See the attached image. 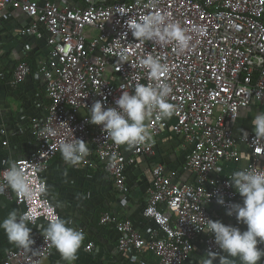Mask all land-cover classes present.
I'll return each mask as SVG.
<instances>
[{"label": "built area", "instance_id": "2783aa9c", "mask_svg": "<svg viewBox=\"0 0 264 264\" xmlns=\"http://www.w3.org/2000/svg\"><path fill=\"white\" fill-rule=\"evenodd\" d=\"M146 2L0 0V23L9 21L11 10L20 11L26 20L15 34L44 40L46 47L44 51L30 48L38 59L34 71L26 60L11 64V71L3 69L0 61V83L8 79L18 88L30 80L37 108L23 123V132L33 142L29 154L9 160L22 165L37 185L45 180L49 187L44 173L61 156L59 142L80 138L90 147L82 162L93 166L95 155L126 197L131 169L141 158H155L157 138L167 133L187 153L177 168L163 160L150 166L143 208L150 224L140 230L131 218L109 210L101 213L99 224L114 231L118 252L131 264H147L145 255L158 264H200L208 250L220 249L213 234L197 225L212 218L242 230L247 227L228 215L231 203L243 202L229 185V175L249 167L264 170V140L256 138L254 129L235 131L243 108L264 109V63H258L264 59V0H155L152 8H145ZM155 11L167 13L170 20L188 29V49L178 51L175 42L153 41L136 47L125 21ZM122 50L128 51L129 61L119 64L116 53ZM149 53L165 57L169 71L161 79L171 87L169 101L177 110L170 119L148 122L154 142L129 150L107 139L102 125L90 123L89 108L97 100L105 108L114 107L121 87L134 91L137 83L147 84L148 69L140 60ZM46 127L57 134L43 138ZM10 143L7 130L0 128L1 146L7 149ZM0 196L15 201L20 212L32 210L37 215L36 223L30 225L33 250L11 249L4 264H41L55 249L45 241L43 226L50 215L61 216L52 207V196L36 193L25 201L4 185H0ZM220 196L224 204L218 203ZM259 246L264 248V243ZM85 250L92 253L99 248L90 240Z\"/></svg>", "mask_w": 264, "mask_h": 264}, {"label": "clouds", "instance_id": "9594fccd", "mask_svg": "<svg viewBox=\"0 0 264 264\" xmlns=\"http://www.w3.org/2000/svg\"><path fill=\"white\" fill-rule=\"evenodd\" d=\"M155 6V0H147L145 8ZM125 26L135 38L136 47L144 42L153 41L164 45L175 42L178 51L189 48L191 37L188 29L180 22L169 19L167 13L155 11L147 15L129 17ZM127 36V32L124 33ZM118 63L129 61V53L122 50L116 53ZM264 63V59H258ZM140 64L148 69V83H137L134 91L125 90L115 100L114 107L105 108L104 102L97 100L89 108L90 123L102 125V131L107 139L118 145H125L129 150L138 145L154 142L148 122L170 119L176 112V105L169 101L171 87L161 77L168 71L165 57L147 54L140 60ZM252 120L257 139L264 140V111L256 112ZM56 130L46 127L43 138L55 136ZM245 139L247 136L245 134ZM59 151L67 165L75 166L90 154L89 143L83 139H68L59 142ZM8 167L0 173V185L10 188L21 200H31L34 194L47 196L49 187L45 180L37 185L25 172L24 167L15 160H9ZM220 171L219 169H216ZM229 185L243 197V202H233L228 207V215H235L239 223L247 227L242 230L238 226L228 225L221 220L207 218V223L197 225L200 230L211 233L215 244L220 251L208 250L200 264H260L264 259V248L259 245L264 243V170L255 167L244 168L229 175ZM218 203L224 204L223 196L218 198ZM54 208L62 207L57 201ZM37 215L28 210L18 212L12 210L0 221V229L4 231L10 243L26 251L33 250L32 227ZM72 221L53 214L48 217L47 227L43 229L46 242L54 247L69 264H74L77 253L86 238L83 229L71 226ZM195 224V223H194Z\"/></svg>", "mask_w": 264, "mask_h": 264}, {"label": "crops", "instance_id": "0c3cea01", "mask_svg": "<svg viewBox=\"0 0 264 264\" xmlns=\"http://www.w3.org/2000/svg\"><path fill=\"white\" fill-rule=\"evenodd\" d=\"M25 20L26 17L20 11L11 10L9 21L0 23V61L5 70L11 71V64H16L23 55L30 52V48L39 47L42 51L46 50L45 43L31 38H21L15 34ZM34 93L35 87L30 80L18 88H13L8 79L0 83V128L7 130L11 140V145L7 149L0 144V168L13 157L28 155L33 146V142L23 132V123L37 110L33 100ZM245 129L253 130L254 127L246 128L243 120L235 125L237 133ZM156 147L155 158H141L131 169L128 176L131 188L126 197L116 189L112 177L104 167L89 166L84 162L71 166L65 164L62 156H57L51 169L44 173L54 202L59 201L62 204V207L58 208L61 217L72 221L71 226L84 228L86 234L74 264H131L118 252L114 231L101 226L99 217L102 212L109 210L119 216L131 218L140 230L147 228L150 221L143 215V208L151 182L150 166L155 160H163L177 168L184 163L187 153L186 148L180 146V142L172 139L167 133L157 138ZM125 153H129V150H125ZM14 209L18 212L21 210L15 201L0 196V221ZM43 227L46 228L47 224ZM90 240L96 243L98 251L91 253L85 250V245ZM16 248L18 247L10 243L4 231L0 229V264H4L5 254ZM103 256L107 259L103 260ZM145 257L147 264H158L153 256ZM261 263L264 264V259L260 261ZM41 264L69 262L54 249Z\"/></svg>", "mask_w": 264, "mask_h": 264}, {"label": "rangeland", "instance_id": "374dc122", "mask_svg": "<svg viewBox=\"0 0 264 264\" xmlns=\"http://www.w3.org/2000/svg\"><path fill=\"white\" fill-rule=\"evenodd\" d=\"M42 43H44V40H40ZM264 111L263 109L257 108V107H248V108H243L241 115H240V120L239 121H244L246 123V128H251L254 127L252 124V120L254 118V114L256 112H261ZM94 198V197H93ZM262 264V263H261Z\"/></svg>", "mask_w": 264, "mask_h": 264}, {"label": "trees", "instance_id": "16d2710c", "mask_svg": "<svg viewBox=\"0 0 264 264\" xmlns=\"http://www.w3.org/2000/svg\"><path fill=\"white\" fill-rule=\"evenodd\" d=\"M20 60H26V61H28L29 62V64L32 66V69H33V71L36 69V66H37V58H36V56L34 55V54H32L31 53V51L30 52H27V54H25V55H23L20 59H19V61ZM18 61V62H19ZM17 62V63H18ZM45 100V103H47L48 102V100H46V99H44ZM91 161H93V163H94V165H96V167H99V168H103L104 167V165H103V163L102 162H100L99 160H98V158L95 156V155H93L92 157H91ZM128 195V194H127Z\"/></svg>", "mask_w": 264, "mask_h": 264}]
</instances>
